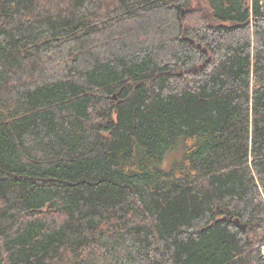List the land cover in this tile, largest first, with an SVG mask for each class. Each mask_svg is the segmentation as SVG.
<instances>
[{"label": "trees", "instance_id": "obj_1", "mask_svg": "<svg viewBox=\"0 0 264 264\" xmlns=\"http://www.w3.org/2000/svg\"><path fill=\"white\" fill-rule=\"evenodd\" d=\"M0 264H264V0H0Z\"/></svg>", "mask_w": 264, "mask_h": 264}, {"label": "rangeland", "instance_id": "obj_2", "mask_svg": "<svg viewBox=\"0 0 264 264\" xmlns=\"http://www.w3.org/2000/svg\"><path fill=\"white\" fill-rule=\"evenodd\" d=\"M177 157H178V155H176L175 153L168 154V156L165 158V160L163 162L162 167H165V168L169 167L171 162H172V160H174Z\"/></svg>", "mask_w": 264, "mask_h": 264}, {"label": "water", "instance_id": "obj_3", "mask_svg": "<svg viewBox=\"0 0 264 264\" xmlns=\"http://www.w3.org/2000/svg\"><path fill=\"white\" fill-rule=\"evenodd\" d=\"M244 228H245V226H244Z\"/></svg>", "mask_w": 264, "mask_h": 264}]
</instances>
